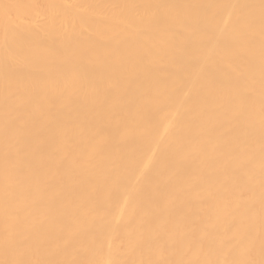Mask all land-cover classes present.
<instances>
[{"label":"bare ground","instance_id":"6f19581e","mask_svg":"<svg viewBox=\"0 0 264 264\" xmlns=\"http://www.w3.org/2000/svg\"><path fill=\"white\" fill-rule=\"evenodd\" d=\"M0 264H264V0H0Z\"/></svg>","mask_w":264,"mask_h":264}]
</instances>
